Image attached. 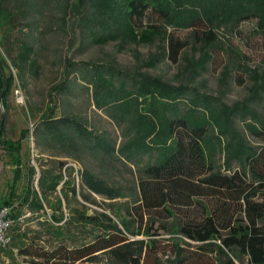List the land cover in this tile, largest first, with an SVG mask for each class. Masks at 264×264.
<instances>
[{
	"label": "trees",
	"instance_id": "obj_1",
	"mask_svg": "<svg viewBox=\"0 0 264 264\" xmlns=\"http://www.w3.org/2000/svg\"><path fill=\"white\" fill-rule=\"evenodd\" d=\"M9 1L0 0V46L6 59L0 54L2 99L7 97L14 80L7 67V60H10V65L15 68V73L20 79L26 70L36 72V36L41 30L40 20L43 19L44 10L52 2L16 0L12 7ZM214 1L58 0L56 6L63 10V14L59 18L57 28L65 31L68 28L67 17L72 15L74 20L71 26H76L80 32L82 49L91 45L100 46L116 42L118 50L122 51L130 44H153L158 41L157 51L149 53L145 59L146 66L155 67L166 57L175 61L178 50L191 44L192 53L190 56H183L185 63L178 71L188 80L179 82L177 86L165 85L164 94L169 98L171 95L177 97L176 102L170 100L164 102L161 107L160 115L166 137L161 135L156 141L157 145L153 146L145 142L148 134L146 129L142 131V121L147 114L138 108L136 99L134 105L121 107L112 102L106 92L97 94L95 91L99 83L98 77L104 74L103 72H113L112 69L108 70L109 65L98 62L70 63L69 65L74 67L68 69V76L58 86L63 99L77 94L76 85L79 82L86 89L90 84L92 92H96L93 95L95 103L106 109L108 116L121 127L126 142L120 147L117 146L116 138L109 131L92 127L86 117L69 109L67 103H64L66 105L59 114L40 116L34 123L32 137L38 151L61 154L80 163L79 185L84 201H89L88 195L85 194V191H89L108 199L128 197L136 212L143 209H160L166 216H176L175 210H178L184 217L177 220L172 230L181 237L199 243L198 248L213 249L218 241L223 248L246 255L248 264H264V151H258L256 147L242 142L241 148L238 146L239 167L235 169L231 166L234 155L230 153L232 156L228 158L229 163L225 168L228 171L221 170V166L205 157V148L210 149L212 144L218 141L213 124L208 123L205 117L195 116L190 103L183 100L184 97L194 101L201 109L208 107L209 110H214L215 114L222 112L221 105L217 107L212 101L210 106L207 105V95L200 94L198 88L188 84L194 82L206 70L212 52L219 49L216 45V32L204 12L205 5H202L206 2V5H210L213 2L215 8L225 9L224 1ZM17 12L23 18V23L19 26L14 22ZM143 19H147L146 24L142 23ZM248 20H255L256 30L264 33V8L252 7L241 11L234 17V29L237 30L242 22ZM169 26L191 29L190 41L180 42L173 33L167 31ZM45 28L49 30L50 26L45 24L43 29ZM13 33L15 39L11 41ZM164 42H167L169 52L163 46ZM10 46L15 52L13 56L10 54ZM197 51L200 53L198 58L193 55ZM225 68L220 78L221 85L224 86L228 76ZM5 69H9L8 74ZM246 70L252 81L249 96L254 101H260L264 94V71L259 72L248 66ZM125 77L113 74L111 82L117 80V87H120L124 80L129 81L130 76ZM131 80L135 82H131L129 87L125 85L127 91L137 90L141 83L132 77ZM149 81L161 84L156 78ZM236 108V105L229 108L232 118L241 116ZM241 108L244 110L243 114L252 119V125L248 126L249 132L264 136V119L248 106L241 105ZM147 109L150 112L151 106H147ZM230 128L232 122L227 126L221 125L218 129L223 132L228 144L236 138ZM15 147V151L10 152L15 163H19L20 145ZM143 155L147 156L146 161L143 160ZM57 162L63 166L66 161ZM131 166L137 171L135 184L122 185L114 180V175L120 174L121 168L133 173ZM56 168H42L39 185L43 192L55 189L61 180L62 174ZM31 170L33 173V169ZM65 186L70 187L73 195L78 192L70 182ZM31 187V182H27L22 191L14 197L23 200L19 201L20 207L24 206L26 212L31 213L29 218H37L48 238L43 243H40L38 237L28 240L26 231H21L20 228L22 219H28L22 218L26 214L25 209L13 206L10 211L13 219L9 228L10 242L0 247V252L13 261L15 256H21L28 264H83L85 261H96L98 254H103L110 264H140L144 251L154 246L152 239H133L139 231L119 214L114 213L123 228L119 227L109 214L96 211L88 214L68 204L70 218L62 221L60 198H57L53 206L59 211V215L52 212L49 218L40 219L45 212L40 202L34 198ZM200 195L206 196L207 202L199 199ZM12 200L4 199L0 207L12 206ZM136 203L139 205L136 206ZM194 203L201 210L200 216L193 217L187 210ZM234 203L239 205V217H235L232 212L231 206ZM183 208H186V211ZM87 224L89 226H86ZM176 257L178 262L183 261L182 248H176ZM227 264L233 262L229 260Z\"/></svg>",
	"mask_w": 264,
	"mask_h": 264
},
{
	"label": "rangeland",
	"instance_id": "obj_2",
	"mask_svg": "<svg viewBox=\"0 0 264 264\" xmlns=\"http://www.w3.org/2000/svg\"><path fill=\"white\" fill-rule=\"evenodd\" d=\"M57 1L52 0L48 4L42 16L43 19L40 20L41 30L37 33L35 46L38 65L36 72L34 73L31 69L26 70L25 75L20 79L15 73V68L10 65V60L6 61L14 80L5 99H2L0 93V204L4 199L12 198V207L25 209L24 211L26 212V208L19 205V201L22 202L23 200L14 196L22 191L27 182H31L32 194L40 202L45 212V215H41L40 219L42 217L49 218L52 212L59 215V211H56L53 206L57 198H60L63 214L62 221L70 218L67 207L69 204L70 207L86 211L88 214H92L95 211L109 214L114 218L117 225L123 228L118 217L114 215L115 213L129 222L135 230L139 231L138 235L132 237L133 239L154 240V246L144 251L140 264H227L229 260L233 264H248L246 255H242L236 250L225 249L218 241H216L217 244L213 246V249L198 248L199 243L190 241L175 233L176 231L172 230V226H175L177 220L184 217L178 213V210H175L176 216H166L167 214L160 209L149 211L143 209L136 212L131 199L128 197L108 199L89 191H85L89 201H84L80 194L79 185L80 163L64 155L42 153L35 148L32 137L35 121L45 114H59L66 105L64 103L68 104L67 107L69 109L86 117L92 127L109 131L116 138L117 146H122L127 139L123 137L121 127L108 116L106 109L99 107L95 103L93 95L96 92L97 94L106 92L112 98V102L118 103L121 107H126L127 104L134 105L136 99L138 108L147 114L144 121H142V131L146 129V134H148L145 142L155 146L157 145V139L161 135L164 138L166 137L163 120L160 115L161 107L164 102L167 103L170 100L176 102L177 97L176 95H171L169 98L163 92L164 87L166 84L177 86L179 82L188 80L185 76L180 75L178 71L181 69V65L185 63L182 59L183 56L185 54L190 56L192 53L191 44L178 50L175 61L166 57L163 62L155 67L146 66L145 59L149 53L157 51L158 41L153 44H130L122 51L118 50L116 42H109L100 46L91 45L82 49L80 32L76 26H71V22L74 20L72 15L67 17L68 28L65 31L57 28L59 18L63 14V10L56 6ZM215 1H224L225 9L219 10L215 8L213 2L210 5H206L207 2L202 5H205L204 12L208 20H210V24H212L210 26L216 32V45L219 46V49L212 52V58L207 63L206 70L194 82L188 84L198 88L200 94L207 95L205 101L207 105L210 106L211 101L217 107L221 105L222 112L221 114H215L214 110H209L208 107H202L201 109L196 102L189 101L184 97L183 100L186 103H190L195 116L198 118L200 116L205 117L208 123L213 124L218 141L214 142L210 149L205 148V157L208 161L212 159L224 171L229 163L228 158L232 156L230 153L234 155L231 166L235 169L239 167V148H241L242 142L248 146L256 147L258 151H264L263 134L255 135L249 132L248 126L252 125V119L243 114L244 110L241 108V105L248 106V108L253 109L264 119V94L260 101H254L250 98L252 81L246 70L248 66V68L259 72L264 71V33L256 30L255 20L244 21L237 30L234 29V17L237 14L252 7L254 9H263L264 0ZM9 4L13 7L16 4V0H10ZM194 4L199 5L197 2H194ZM50 5L52 6L49 8ZM15 15L14 22L16 26H19V24L23 23L22 15L19 12L15 13ZM146 22L147 19H143L142 23L146 24ZM45 24L50 26L49 30L43 29ZM167 31L173 33L180 42L190 41L191 29L189 28H172L169 26ZM14 39L15 33L12 34L11 41H14ZM163 46L169 52L167 42H164ZM10 47V54L13 56L15 52H13V47ZM0 54L5 59V52L2 46H0ZM193 55L198 58L200 53L197 51ZM86 62H90V64L98 62L109 65L108 70L112 69L113 72L109 74L103 72L104 74L98 77L99 83L95 89L96 92H92L93 89L90 84H88V89H86L79 82L76 85L77 94L68 99H63L64 97L58 91V86L68 76V69L70 70L74 67L69 64H84ZM225 67L228 71L226 86L221 85L220 79ZM9 69H5L6 74L9 73ZM113 74H117V76L123 75L124 77L128 75L130 78L129 81L124 80L122 86L117 87V80L114 83L111 82ZM131 77L132 79H138L141 83L137 90L127 91L125 87H129L132 82ZM151 78L158 79L161 84H154L149 81ZM134 82L133 80L132 83ZM192 83L196 84L192 85ZM234 105L238 107L236 111L241 116H233L232 118L229 108ZM147 106H151L150 112ZM231 122L232 128L230 129L236 135V138L232 143L228 144L223 132L218 129L219 126H227ZM15 145L17 147L20 145L19 163H15V159L10 152L15 151ZM156 153L154 156L157 155ZM143 160H147L146 155H143ZM57 161L66 162L61 166ZM51 166L57 167L56 169L62 174V178L55 189L43 192L39 185L42 168ZM31 169H33V173ZM131 169L133 173L121 168V175H114V180L122 185L135 184L137 171L134 166H131ZM67 182H70V185H74L78 190L75 195H73L69 186H65ZM62 191L67 194H63ZM198 197L207 202L206 196L200 195ZM135 205L139 204L136 203ZM231 208L234 216L239 217V214H237L240 213L238 210L239 205L234 203ZM183 209L186 211V208ZM187 210L193 217L201 214L200 208L195 203L188 207ZM29 217H31L30 212H26L22 216V218L28 219L23 220L21 218V231H26L28 240L38 237L40 243H43L48 238L44 228L38 223L37 218ZM86 226H89V224ZM224 233H226V230ZM174 246L178 249L182 248L184 257L182 262L177 261L176 248ZM0 264L28 263L21 256H15L13 261L0 252ZM83 264L110 263H108L105 255L98 254L96 261H85Z\"/></svg>",
	"mask_w": 264,
	"mask_h": 264
},
{
	"label": "built area",
	"instance_id": "obj_3",
	"mask_svg": "<svg viewBox=\"0 0 264 264\" xmlns=\"http://www.w3.org/2000/svg\"><path fill=\"white\" fill-rule=\"evenodd\" d=\"M12 206L4 205L0 207V247L6 246L10 242L9 228L13 219L10 216Z\"/></svg>",
	"mask_w": 264,
	"mask_h": 264
}]
</instances>
